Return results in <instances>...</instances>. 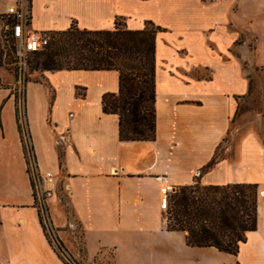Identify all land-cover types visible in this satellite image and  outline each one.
Instances as JSON below:
<instances>
[{
    "label": "crops",
    "instance_id": "0c3cea01",
    "mask_svg": "<svg viewBox=\"0 0 264 264\" xmlns=\"http://www.w3.org/2000/svg\"><path fill=\"white\" fill-rule=\"evenodd\" d=\"M118 21L162 28L153 140H121L117 115L103 112L117 70H44L23 88L35 158L57 176L47 210L59 241L82 264H264V139L236 115L253 79L247 64L261 68L253 77L264 86V0H32L39 31L112 30ZM0 77V264H64L33 197L18 89ZM158 177L173 190L257 185L255 229L236 254L189 245L185 231L166 227Z\"/></svg>",
    "mask_w": 264,
    "mask_h": 264
},
{
    "label": "trees",
    "instance_id": "16d2710c",
    "mask_svg": "<svg viewBox=\"0 0 264 264\" xmlns=\"http://www.w3.org/2000/svg\"><path fill=\"white\" fill-rule=\"evenodd\" d=\"M154 26V28H149ZM160 26L87 30L77 26L57 32L59 39L33 54L41 70L83 69L119 72L118 91L102 96V110L118 117L121 140H153L155 113V38ZM49 49L46 51V49ZM0 50V66L2 65ZM82 95L81 93H79ZM20 128V125H19ZM184 185L170 195L166 227L187 232V243L236 254L257 219L255 184ZM256 196V198H255Z\"/></svg>",
    "mask_w": 264,
    "mask_h": 264
},
{
    "label": "built area",
    "instance_id": "2783aa9c",
    "mask_svg": "<svg viewBox=\"0 0 264 264\" xmlns=\"http://www.w3.org/2000/svg\"><path fill=\"white\" fill-rule=\"evenodd\" d=\"M0 15L5 19V32L12 41V54L16 74L14 84L18 89L17 114L21 131V140L27 171L31 178L32 192L43 230L49 243L53 245L64 264H82L73 257L62 245L57 237L47 210V203L55 195L56 174L51 171L42 172L35 158L30 137L25 125L22 92L27 80L28 59L34 52L44 49L49 43V33L45 30H35L31 26L32 0H6ZM5 87L0 77V89ZM162 182L160 187V208L168 210L170 195L174 192L163 177H158Z\"/></svg>",
    "mask_w": 264,
    "mask_h": 264
},
{
    "label": "rangeland",
    "instance_id": "374dc122",
    "mask_svg": "<svg viewBox=\"0 0 264 264\" xmlns=\"http://www.w3.org/2000/svg\"><path fill=\"white\" fill-rule=\"evenodd\" d=\"M6 0H0V10L4 8V3ZM5 19L0 15V50L2 51V65L0 66V75L5 76L6 78H9V80L14 82V75L16 74V67L14 65V59L12 54V41L10 38L6 35L5 32ZM119 27H123L122 21H118ZM149 28H154V26H149ZM49 45L54 41H57L59 39V35L57 32H50L49 33ZM49 49V47L46 49V51ZM41 59L37 57L36 54L30 55L28 59V69H27V80L30 79H41V65L40 62ZM247 68L250 71V76L253 78L249 82V91L247 95L245 96L244 103L241 104L239 110L237 111V116L241 119H244L246 123L247 130L253 129L255 130L263 139H264V86L261 82H256L254 80L253 76L260 75L261 76V68L259 66L248 65ZM253 68L256 69V72H253ZM68 72L66 71H57L53 73V76L57 77H63L66 76ZM203 77H208V72L200 73ZM80 91L78 90V93ZM70 113V116H73L75 114V111L73 109H69V111L65 112V114ZM198 182V186H201ZM178 191L177 190H174ZM256 191V193H255ZM173 192V193H174ZM249 195L252 199H254V193L256 195H259V189L257 188H250L248 190ZM256 198V196H255ZM168 213L165 212V217L168 220ZM187 233V232H186ZM80 263L81 260L78 259Z\"/></svg>",
    "mask_w": 264,
    "mask_h": 264
},
{
    "label": "bare ground",
    "instance_id": "6f19581e",
    "mask_svg": "<svg viewBox=\"0 0 264 264\" xmlns=\"http://www.w3.org/2000/svg\"><path fill=\"white\" fill-rule=\"evenodd\" d=\"M261 193V192H260Z\"/></svg>",
    "mask_w": 264,
    "mask_h": 264
}]
</instances>
